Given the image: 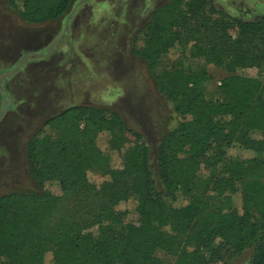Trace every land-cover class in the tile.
I'll return each mask as SVG.
<instances>
[{"label":"trees","instance_id":"16d2710c","mask_svg":"<svg viewBox=\"0 0 264 264\" xmlns=\"http://www.w3.org/2000/svg\"><path fill=\"white\" fill-rule=\"evenodd\" d=\"M74 0H9L30 23L65 16ZM137 54L150 69L176 44L192 47L209 63L224 69L220 84L227 101L209 96L211 76L179 60L156 74L180 120L161 143L157 176L146 139L109 109L73 105L44 122L26 146L29 168L40 189L15 190L0 196V264H163L157 250L175 251L173 264H217L226 254L253 247L250 264H264V79L237 73L264 69V17L247 21L220 11L210 0H169L155 8L144 28ZM238 31L236 36L231 31ZM179 44V45H180ZM167 80L169 86L163 85ZM110 133V150L133 144L121 168L112 166L99 138ZM212 141L251 145L259 155L230 161L213 194L192 193L201 159ZM263 144V145H262ZM96 165L108 178L90 183ZM59 180L63 193L75 196L86 211L53 220L62 196L48 191ZM157 182L164 185L160 191ZM236 183L243 184L242 205L234 203ZM37 190V191H36ZM187 204L176 205L179 197ZM136 201L138 225L124 221L121 202ZM80 215V216H79ZM183 238L176 246V239Z\"/></svg>","mask_w":264,"mask_h":264},{"label":"rangeland","instance_id":"374dc122","mask_svg":"<svg viewBox=\"0 0 264 264\" xmlns=\"http://www.w3.org/2000/svg\"><path fill=\"white\" fill-rule=\"evenodd\" d=\"M168 1L74 0L60 19L30 23L9 0H0V196L15 190L40 189L30 173L27 143L43 130L48 118L73 105L95 106L118 113L149 143L152 171L157 176L159 147L177 127L180 117L156 74H165L181 59L208 72L211 76L205 83L208 95L227 101L220 87L227 72L198 54L192 43H179L170 48L155 70L137 54L152 11ZM210 1L220 11L243 20L257 21L264 17V0ZM231 34L236 36L238 31L233 30ZM261 70L252 66L239 68L237 73L264 79V69ZM162 83L169 86L166 79ZM249 136L256 141L264 140L261 131L253 130ZM129 139L119 150H110V133L100 136L99 145L111 155L114 168L122 167L134 137ZM258 155L251 145L210 142L192 193L201 197L208 192L213 194L215 182L224 176L226 164ZM88 178L90 183L100 185L108 177L94 165ZM235 186L234 203L241 207L243 184ZM45 187L62 196L53 220L68 215L76 217L94 206L80 205L78 210L75 196L63 193L59 180H49ZM157 187L160 191L165 189L160 182ZM184 204L187 200L180 196L176 205ZM135 207L133 197L119 204L126 224L138 225L140 216ZM176 240V246L181 245L183 238ZM253 251L250 247L240 253L226 254L224 261L217 264H250ZM156 255L163 264L175 261V251L157 250ZM45 264H52L51 253L47 254Z\"/></svg>","mask_w":264,"mask_h":264},{"label":"crops","instance_id":"0c3cea01","mask_svg":"<svg viewBox=\"0 0 264 264\" xmlns=\"http://www.w3.org/2000/svg\"><path fill=\"white\" fill-rule=\"evenodd\" d=\"M163 4H164V3H163ZM159 6H161V5H159ZM159 6H158V7H159ZM226 13H227V12H226ZM228 14H229V13H228ZM230 15H231V14H230Z\"/></svg>","mask_w":264,"mask_h":264}]
</instances>
